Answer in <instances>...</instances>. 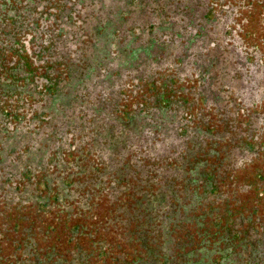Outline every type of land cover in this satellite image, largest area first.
Here are the masks:
<instances>
[{
    "label": "flooded vegetation",
    "instance_id": "obj_1",
    "mask_svg": "<svg viewBox=\"0 0 264 264\" xmlns=\"http://www.w3.org/2000/svg\"><path fill=\"white\" fill-rule=\"evenodd\" d=\"M0 264H264V0H0Z\"/></svg>",
    "mask_w": 264,
    "mask_h": 264
}]
</instances>
